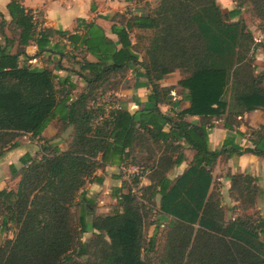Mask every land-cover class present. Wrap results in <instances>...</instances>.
I'll return each instance as SVG.
<instances>
[{
  "label": "trees",
  "instance_id": "1",
  "mask_svg": "<svg viewBox=\"0 0 264 264\" xmlns=\"http://www.w3.org/2000/svg\"><path fill=\"white\" fill-rule=\"evenodd\" d=\"M235 1L227 11L217 0H158L147 14L126 18L115 13L111 19L119 24L111 29L120 48L94 24L82 33L42 27L41 17L33 21L32 9L9 1L10 36L0 44V156L17 147L22 134L42 143L37 154L19 157V167L9 165L11 177L18 176L16 186L0 188V232L16 227L14 237L0 243V264H264V216L247 212L261 193L257 178L226 175L229 197L241 211L226 218L225 211L234 207H223L212 176L218 158L264 157V124L245 131L249 146L226 148L229 141L219 149L209 146L213 118H223L230 130L241 126L246 112L264 109V68L257 71L254 63L264 44L241 18L248 8L264 26V0ZM15 36L17 48L11 51ZM54 36L96 57L78 61L85 86L74 96L76 84L70 79L20 63L30 42L40 52ZM137 66L148 81L153 106L134 112L120 103L113 107L115 94L103 98L108 84L119 87L127 70ZM176 70L183 73L176 85L158 84ZM114 75L119 80H111ZM176 86L186 91L189 105L162 112L158 104ZM186 116H199L200 122ZM51 123L57 132L44 137ZM68 128L62 149L56 139ZM186 148L193 151L192 159L169 179L168 171L186 159ZM129 164L138 166L149 183L132 192L141 180H122L111 192L114 204L99 212L82 194L84 186L102 182L99 169ZM150 217L155 225L150 246L161 221H167L157 263L143 257ZM88 231L92 236L82 240Z\"/></svg>",
  "mask_w": 264,
  "mask_h": 264
},
{
  "label": "crops",
  "instance_id": "2",
  "mask_svg": "<svg viewBox=\"0 0 264 264\" xmlns=\"http://www.w3.org/2000/svg\"><path fill=\"white\" fill-rule=\"evenodd\" d=\"M9 1L0 0V44H4L5 36H10L7 27V22L10 20L7 9ZM219 1L226 2V0H217L218 3ZM20 2L25 8L38 11L39 19L41 17V23H38V25L42 27L62 29L71 33H82L85 31L87 24H94L103 30L104 35L116 45V48H120L121 44L118 36L111 29L112 24L115 23L117 25L119 22L117 18L111 19L112 15L121 13L128 18L134 15L147 14L156 6L158 0H20ZM130 36L133 42V35L131 34ZM16 38L17 36H15L13 44L10 45L11 51H15L17 48L18 42ZM76 47L74 48L67 39L54 36L48 46L38 52L37 45L34 42H30L25 47L26 56L20 58V63L37 68L47 67L52 69L58 78L70 79L76 84V89L73 92L74 96L85 86V82L79 73L80 64L78 61H81L82 58L88 61L96 60V57L84 51L83 47L79 45ZM125 75L120 81L119 90L115 92L117 103H120L131 112L142 107H152L153 102L148 101L149 84L142 74V68L138 66L130 68ZM180 78V71L176 70L159 80L158 84L160 86L176 85ZM185 94V90L176 86L168 96V100L158 104L159 109L162 112L171 114L172 111L187 107L189 102L185 99ZM107 106L110 108L109 104ZM186 120L195 124L200 122L199 116H186ZM211 122L213 126L208 129L211 149H219L228 141L229 145L226 148L231 146H249L251 145L249 134L245 131L264 124V109L246 112L241 126L230 130L224 127L223 118H213ZM56 132L57 128L51 123L46 127L42 135L50 138ZM27 135L32 140L27 142L17 138L18 146L2 155L3 160L0 161V169L2 168L1 164L5 162L8 165L16 164V161L11 160L13 157L19 160V157L24 153L34 155L31 149L35 147L37 141L42 143V140L37 137H31L29 134ZM56 143L62 149L67 145L65 139L62 138L56 139ZM183 145L187 146L185 142ZM184 155L186 159L168 171L167 177L169 179L175 178L185 170L192 159L193 151L186 148L184 149ZM120 170H123L122 167L108 165L103 169L97 170V175L102 177V182L87 183L84 186L82 194L97 203L99 212H107L110 209L108 202L110 199H114L111 192L114 187L121 185L124 177L121 175L124 171L120 172ZM228 173H250L257 178L260 190H264V157H259L252 153H243L240 155L232 154L223 160L218 158L212 170L213 184L223 196H229L230 181L226 176ZM140 183L141 185H147L149 180L146 176H143ZM263 193L264 191H262V196H264ZM91 235L92 231H88L87 239Z\"/></svg>",
  "mask_w": 264,
  "mask_h": 264
},
{
  "label": "rangeland",
  "instance_id": "3",
  "mask_svg": "<svg viewBox=\"0 0 264 264\" xmlns=\"http://www.w3.org/2000/svg\"><path fill=\"white\" fill-rule=\"evenodd\" d=\"M218 4L221 7V9H223L224 11H227L230 8L236 6V1L235 0H226V2L219 1ZM242 10H243V12L241 14V18L245 21L247 27L253 32L255 39L258 42H261L264 44V26L260 23L261 21L259 19H257L251 13V11L248 8L247 9L243 8ZM254 63L257 66V71H261L264 68V53H263L261 46L258 47L257 54H256L255 59H254ZM180 75H183V73L180 72ZM114 79L119 80L118 75H114L111 78V80H114ZM108 85H109L108 86L109 91H107L105 93V95L103 97L104 99L107 98V96L114 95L115 92L119 90V87L116 88L117 85L113 84V81H111ZM107 105L108 104H105L106 108H108ZM113 107H118V103L116 102L113 105ZM53 124L57 128V124H55V123H53ZM70 132H71V130L69 128L63 133V135H61V138L65 139L66 143L70 137ZM17 138H19L21 140H26L27 142L32 140L29 138V136L27 134L19 135ZM40 144L41 143H39L37 141V144H35V147L31 149V152L34 155L40 151ZM12 159L14 161H16L15 165L17 167H19L20 166L19 160H17L16 157L11 158V160ZM1 160H3L2 156H0V161ZM1 165H2V168L0 169L1 170V183H0L1 188H7V189L14 188L16 186L18 176L11 177V171L9 169V165L6 164V162L4 164H1ZM129 165H132V164H129ZM129 165H127V166H129ZM127 166H125V167H127ZM121 171H124V170H120V172ZM121 175H122V177L124 176L123 180L126 181L127 183L131 182V180L133 178V176H132L133 174L127 170H125ZM262 191H264V190L262 189ZM262 191H261L259 197H257L255 205L252 208L247 210L248 213H255L254 214L255 216H264V196L261 195ZM220 201H221V204L223 205V207L225 209H228L232 206L234 207L233 208L234 211H230V210L225 211L226 212V218H230L232 215L235 216L237 213L241 212L240 210H238L235 207L236 206L235 201H233L229 196H227V195L223 196L221 194L220 195ZM114 202H115V199H110L108 202L109 206L111 207V205L114 204ZM95 204H97V203H95ZM96 207H97V205H96ZM233 212H234V214H233ZM152 218L153 217H150V219L145 223V227H144L146 243H145V251L143 252V257L145 259H148L152 263H157L159 260V254L161 253V249H162L163 243H164V233H165V228H166L165 226L167 224V221H161L162 225L160 224L158 226L157 230L155 231V235H154L155 237H154L153 245L150 246L149 245V238L153 234V227H155L154 224L153 225L149 224V221ZM15 231H16V227L14 225H10L8 229L0 232V243H4L7 239L13 238ZM81 237H82V240H87L88 232L82 233Z\"/></svg>",
  "mask_w": 264,
  "mask_h": 264
},
{
  "label": "built area",
  "instance_id": "4",
  "mask_svg": "<svg viewBox=\"0 0 264 264\" xmlns=\"http://www.w3.org/2000/svg\"><path fill=\"white\" fill-rule=\"evenodd\" d=\"M31 15H32V19L34 22H38V19H39V14H38V11L37 10H32L31 11ZM124 171L127 170L129 172H131L133 175L132 176H137L140 180H142L143 176H142V173L139 169L138 166H135V165H129L127 167H123L122 168ZM141 183H139L138 186H132L131 188V191L132 192H136L137 189L140 187Z\"/></svg>",
  "mask_w": 264,
  "mask_h": 264
}]
</instances>
